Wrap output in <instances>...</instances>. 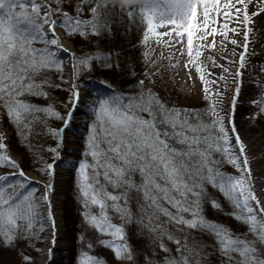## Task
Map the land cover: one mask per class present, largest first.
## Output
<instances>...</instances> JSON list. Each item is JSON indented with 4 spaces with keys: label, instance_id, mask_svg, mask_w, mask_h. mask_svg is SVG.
Instances as JSON below:
<instances>
[{
    "label": "snow or ice",
    "instance_id": "1",
    "mask_svg": "<svg viewBox=\"0 0 264 264\" xmlns=\"http://www.w3.org/2000/svg\"><path fill=\"white\" fill-rule=\"evenodd\" d=\"M53 2L57 3V7H51L46 0H0V108L5 110L25 139L26 130L30 131L32 124L39 120L37 113L62 122L61 128L48 129L49 134L57 138L58 145L48 149L54 154L53 161L41 169L48 175L49 182L43 186L40 197L35 195L38 189L30 187L34 182L7 154V145L3 135H0V168L11 169L10 173L0 174V236L3 242L8 245L13 243L17 230L26 239L39 240L38 233L45 231L47 222L54 246L56 225L49 195L53 191L58 148L63 143L65 132L71 134L76 110L85 105L93 119L88 125L86 151L83 153L86 159L80 161L76 169L77 188L85 209L82 216L99 233L113 237V240L103 243L118 260H131L132 254L128 244L121 243L125 241L123 227L111 222L108 210L111 208L121 218L130 219L129 202L135 199L141 213L140 222L146 219L145 227L152 232L159 230L158 238L166 235L177 245V255L172 256L170 249L160 243L161 251L168 253L163 264L201 262L200 252L187 243L186 235L182 242L162 225L154 223L160 220V216L166 217L167 223L176 225L181 233L187 228L214 236L224 264H264V252L258 247L264 246V205L254 194L245 146L235 124L230 118L231 128L226 127L218 108V98L222 93L211 88L217 80L207 78L212 73L207 70V63L201 60L205 49L217 48L216 37L219 35L223 41L243 48L239 59L231 61L239 67L231 73L229 68L216 64L215 57L209 56L207 61L212 67L221 68L219 81L225 80L224 74L234 78L242 76L240 70L245 67L248 55V4L252 0H143L139 8L121 9V13L132 22L138 21L144 26V42L151 35L156 45L171 48L179 45L177 52L188 57L184 67L189 69L190 65L194 66L203 85L204 99L208 102L205 109L170 107L145 86L144 80L138 82V88L132 93L113 91L110 95L90 94L85 100L73 80L68 89V104L71 107L66 105V114H61L52 105L40 107L21 98L26 95L47 98L43 88L49 81L41 79L38 82L37 77L44 70L63 73V61L58 51L68 50L63 48L56 36L57 26L63 28L67 35H86L87 28L92 30L91 34H99L109 23L105 13L110 9L114 11L116 6L111 0L97 3L90 9L92 18L83 20L80 18L84 10L82 6L73 16L61 11L58 0ZM92 3L93 0H82V5ZM260 10L264 11V3H261ZM57 14L62 16L60 21L53 19ZM240 24L245 25L243 32L237 27ZM229 33L233 35L230 37ZM240 35L244 37L242 45L234 38ZM35 43L44 47L35 48ZM110 55H88L79 59L72 65V76L78 77V69L90 67L93 59L107 60ZM71 56L75 58L74 53ZM223 59L229 62L227 57ZM60 79L64 82L62 75ZM99 83L111 87L106 81ZM239 90L237 84V95ZM43 123L47 126L46 120ZM230 132L234 134L235 146ZM224 161L239 175L222 172L220 165ZM137 176L139 181L135 179ZM208 185L231 204L232 217L248 225L252 240L242 239L226 227L205 219L201 204ZM109 187L114 191H109ZM211 205L221 207L215 200L211 201ZM93 206L98 207V213H92ZM42 207H46L45 212L40 211ZM51 253L52 248H49L45 255L50 259ZM23 261L33 264L27 254L23 255ZM79 264L102 262L81 253Z\"/></svg>",
    "mask_w": 264,
    "mask_h": 264
},
{
    "label": "rangeland",
    "instance_id": "2",
    "mask_svg": "<svg viewBox=\"0 0 264 264\" xmlns=\"http://www.w3.org/2000/svg\"><path fill=\"white\" fill-rule=\"evenodd\" d=\"M50 3L51 7H57V3L53 0H46ZM107 0H93L92 4H83L82 0H58L59 7L62 12H67L73 16L77 14V9L83 7V13L81 19H91L90 9L97 3H105ZM111 3L115 4V10H108L105 13L109 17V23L107 27L102 29L99 34H91L90 28L85 29L86 35L74 34L80 45V57L88 55L100 54L102 56L110 55V59L107 60H95L90 62L89 69L86 72L91 71L98 75L97 81H91L84 83L83 77L77 84L79 90L85 94L86 100L90 94L94 95H110L113 91L132 93L138 86L133 88L127 82L133 78L139 82L144 80L145 86L150 88L158 97L168 106L176 107L179 109H205L207 107V101L204 99L203 91H183L179 83L175 82L172 77L165 71L166 67L159 59L168 50V46L156 45L154 43L155 38L151 37L147 42L143 40V25L132 22L130 18L121 13V9L128 10L131 8H139L143 3V0H111ZM264 3V0H263ZM57 21H60V16L57 14L53 17ZM135 27V33L132 40L128 39V29L131 31V26ZM64 36L68 42L67 49L68 56L63 57L62 52L58 51L59 58L63 61V68L66 63L72 65L73 57L71 53L75 54L76 47L65 36L63 28L57 26L56 28ZM142 30V31H141ZM127 31V32H126ZM117 33V34H116ZM107 34V35H106ZM113 38H111V36ZM119 35V36H118ZM117 36V37H116ZM133 41V45L129 43ZM122 44L125 46L128 43V48L133 49L134 63L128 70H125V74L121 71L118 62V54L120 50L116 49V44ZM35 48L44 47L41 43H35ZM253 52V50H252ZM179 58H175L177 60ZM187 61V59H186ZM185 61V62H186ZM184 62V63H185ZM111 65L108 67L107 65ZM141 66L140 72L137 74V68ZM225 67L229 65H224ZM264 60L260 61V68L263 69ZM112 70H116L114 76H112ZM119 71V73L117 72ZM89 72V73H91ZM66 70L64 68L63 73L55 70H44L37 77V81L41 79H47L48 85H45L43 91L47 92V98L35 97L26 95L21 99L26 102L34 104L40 107H47L54 105L55 109L61 114H66L67 108L70 107L68 100L70 92L68 91L72 81L67 85ZM61 75L64 78V82L61 81ZM112 77V78H111ZM139 77V78H138ZM111 80L109 81L108 79ZM91 79V78H90ZM74 80V77H73ZM100 81H106L111 87H105L101 85ZM135 81V82H137ZM241 82H238L240 84ZM59 85V87H56ZM255 92L258 94L257 106H256V118L255 125L259 133H261L264 140V79L259 83L253 84ZM256 88V89H255ZM53 92L54 104L51 101V94ZM39 120L35 121L31 130H26L27 139L19 134L17 127L9 120L3 108H0V135H3L4 142L7 145V154L19 165L34 183L30 187L38 189L35 193L36 197H40L43 194V186L48 184L49 177L45 172H42V167H46L47 163L53 161L54 154L48 149L57 148L58 140L49 134L48 129H59L62 127V122L58 119L47 118L43 113L36 114ZM82 119H77V114H74L72 122L71 134L65 132L63 137V143L58 148L59 159L56 161L63 162L65 171L63 174V194L60 199V209L63 220L64 236L66 240V249L58 254L57 264H79L81 253H87L93 257L98 258L102 264H163L164 257L168 253H164L160 249V243L163 242L170 254L176 256L177 245L174 241L169 240L167 236L158 238L160 236L159 230L152 232L149 227H145L147 220L143 223L140 222L141 213L138 210L135 199L130 200L129 206L132 212V217L121 218L118 212L113 211L111 208L108 210V215L111 218V222L114 225L122 226L125 233V241L131 250L132 259L118 260L113 251L104 246V241H111L113 237L110 235H102L94 227L85 222L82 213L85 209L81 204V196L77 188V166L80 161L86 159L83 153L86 151V141L88 135V125L92 121L93 117L88 108L83 114ZM46 120V125L43 121ZM81 145H80V135ZM67 143L64 145V142ZM78 153V154H77ZM62 156V159H61ZM87 159H90L88 157ZM226 162H222L220 169L222 172L231 174L232 166L226 167ZM11 169L0 168V174L10 173ZM139 181V177H135ZM109 191H114L111 187ZM11 191V190H9ZM215 200L221 207L214 208L211 205V201ZM202 214L206 220L210 222L218 223L221 226L229 229L233 234L240 236L242 239L252 240L253 237L248 231V225L235 220L231 213L233 208L231 204L220 194L216 189L210 185L206 187V197L202 201ZM45 207L40 209L44 212ZM92 213L99 212L98 207L93 206L91 208ZM167 218L160 216L158 222L162 225L163 229H166L172 235L180 238L183 242L185 235L187 236V243L190 246H194L200 252L201 264H224V258L219 252L218 245L216 244L214 236L201 231L184 229L181 233L177 230V226L167 223ZM35 231V230H34ZM39 240L26 239L23 234L17 230V238L10 245L3 242V237L0 236V264H25L23 261V255L27 254L32 258V262L36 257L41 255L40 247L44 242L45 231L38 233ZM91 245V247H89ZM261 251L264 252V246L258 245ZM39 249V251H38Z\"/></svg>",
    "mask_w": 264,
    "mask_h": 264
},
{
    "label": "bare ground",
    "instance_id": "3",
    "mask_svg": "<svg viewBox=\"0 0 264 264\" xmlns=\"http://www.w3.org/2000/svg\"><path fill=\"white\" fill-rule=\"evenodd\" d=\"M261 3H263V0H261L260 3H258V0H252V2L248 4V12L250 15V23L246 26L249 30L248 55L245 59V67L240 70L242 76L234 78L230 74H224L225 80L219 81L218 78L222 74L221 68L212 67L211 63L207 61V57H215L216 64L223 66L229 65L227 68L230 69L231 73H234L239 67L238 64L231 63V61H237L239 59V53L243 51V48L232 45L227 41H223V38L219 35L216 37L218 42L217 48L214 50L205 49L201 60L207 63V70L212 73V75L207 78L209 80H217V84L211 85V88L214 92L219 91L222 93L218 98L220 101L218 108L221 109V113L224 116L226 127L229 129L231 128V124H229L230 118L235 124L236 132L239 133L240 139L245 146V156L248 160V167L250 168V181L254 194L260 201L261 205H264V140L255 125L258 94L253 87L254 83H259L264 79V67L263 69L260 68V61L264 60V11L260 10ZM256 12H259V14L252 15ZM237 27L241 32L245 30V25L243 24H240ZM159 31L163 32L164 29H159ZM232 35V33H229L230 37ZM56 36L64 47H70L68 42L57 29ZM234 38L237 39L240 45L244 43L243 35L235 36ZM164 39L168 38L165 37ZM177 48H179V45H177L176 48L168 47L165 54L159 58L166 67L165 71L169 73L175 82L180 84L183 91H203V85L195 71V67L191 65L189 66V69L184 67L186 63L185 61L188 57L186 54L180 55L176 50ZM169 57H171V59H169ZM176 57L179 59L175 60ZM223 57H227L229 62H226ZM238 82L241 83L239 84L240 90L237 95L235 89ZM81 96L86 100L83 91L81 92ZM234 97L235 106L233 108ZM213 99L217 98L213 97ZM86 110L87 106L81 105L75 113L77 114V119H82ZM230 137L232 138L233 146H235V137L231 132ZM66 143L67 140L64 142V145H66ZM63 168V162L59 161L55 168V177L52 181L53 191L49 195L51 212L56 225L55 244L54 246L51 244V228L46 222L44 242L40 247L41 255L36 257L34 264H57L58 254L66 249L67 243L64 236L63 220L60 209V199L63 194L64 183L63 174L65 172ZM231 175H239V173H237L232 167ZM45 211L46 207L44 212ZM49 248H52L50 259L45 255L48 253Z\"/></svg>",
    "mask_w": 264,
    "mask_h": 264
},
{
    "label": "trees",
    "instance_id": "4",
    "mask_svg": "<svg viewBox=\"0 0 264 264\" xmlns=\"http://www.w3.org/2000/svg\"><path fill=\"white\" fill-rule=\"evenodd\" d=\"M60 16V20L62 19V16L61 15H59ZM131 31H130V29H128V33H129V36H128V39L129 40H132V38H133V35H134V33H135V27L132 25L131 27ZM64 30V29H63ZM142 31V30H141ZM65 32V31H64ZM127 32V31H126ZM117 34V33H116ZM107 35V34H106ZM65 36L74 44V46L76 47V51H75V58H73V64L74 63H77L78 62V60L79 59H81V58H83V57H80L79 56V52H80V45H79V43H78V40L74 37L75 35L73 34V35H67L66 33H65ZM111 36V38H113L112 37V35H110ZM119 36V35H118ZM117 37V36H116ZM130 45H133V41L132 42H130L129 43ZM116 49L117 50H120L119 51V54H118V62H119V67L121 68V71L123 72V74H125L124 72H125V70H128L129 68H130V66L134 63V59H133V57H134V53L132 52L133 51V49H129L128 48V43L125 45V46H122V44H116ZM72 64V65H73ZM86 69H89V68H83V69H78V77H74V80H75V82L76 83H78L80 80H82L81 78L83 77V81H84V83H87L88 84V82H95V81H97L98 79H99V77H98V75H96L95 73H92L91 71H89V72H91V73H89L88 71L86 72ZM140 70H141V66L139 67L138 66V68H137V71H136V73L138 74L139 72H140ZM117 72L119 73V71L117 70ZM115 73H116V70H112V76H113V74H114V76H116L115 75ZM113 76V77H114ZM91 78V79H90ZM112 78V77H111ZM111 78L110 79H108L109 81L111 80ZM137 78V77H136ZM136 78H133V79H131V80H128L127 82H129V84L131 85V87L133 88L135 85H137L138 86V81L136 80ZM139 78V77H138ZM135 81H137V82H135ZM53 95V92H52V94H51V101H52V103L54 104V96H52ZM53 107H55L54 105H53ZM197 110H202V109H200V108H198ZM81 137H84L83 136V134L82 135H80V138H79V143H80V145H81V143H82V141H81ZM78 154V153H77ZM226 162V161H225ZM226 167H229V164L226 162V165H225V168Z\"/></svg>",
    "mask_w": 264,
    "mask_h": 264
},
{
    "label": "water",
    "instance_id": "5",
    "mask_svg": "<svg viewBox=\"0 0 264 264\" xmlns=\"http://www.w3.org/2000/svg\"><path fill=\"white\" fill-rule=\"evenodd\" d=\"M67 54H68L67 52L62 51V55H63V56H64V55L67 56Z\"/></svg>",
    "mask_w": 264,
    "mask_h": 264
}]
</instances>
